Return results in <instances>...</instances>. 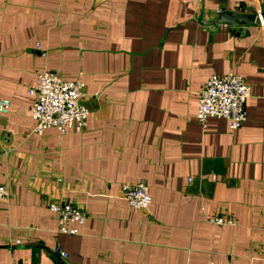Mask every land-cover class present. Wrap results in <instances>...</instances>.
Segmentation results:
<instances>
[{"label":"crops","instance_id":"1","mask_svg":"<svg viewBox=\"0 0 264 264\" xmlns=\"http://www.w3.org/2000/svg\"><path fill=\"white\" fill-rule=\"evenodd\" d=\"M263 1L0 0V264H264V23L215 24ZM42 70L84 83L82 131H33ZM228 72L246 119L202 128L200 89ZM139 180L143 210L121 198ZM52 202L84 211L79 233Z\"/></svg>","mask_w":264,"mask_h":264},{"label":"built area","instance_id":"2","mask_svg":"<svg viewBox=\"0 0 264 264\" xmlns=\"http://www.w3.org/2000/svg\"><path fill=\"white\" fill-rule=\"evenodd\" d=\"M259 26L264 23V1L254 12ZM40 48L38 45L36 46ZM45 54V53H44ZM85 85L80 80L65 79L51 70L36 73V83L28 87L31 98L30 115L34 121L33 131L41 134L47 128H55L59 133L80 132L86 125L89 109L82 101ZM249 95V87L240 75L232 72L210 75L200 89L195 119L202 127L210 117L225 120L229 132L237 129L246 119L244 102ZM10 102L0 98V114L8 112ZM2 130L0 129V135ZM121 198L136 210L148 208L151 197L143 180L121 185ZM8 199V192L0 184V202ZM49 209L56 215L57 232L74 235L86 220L84 211L68 202H52ZM215 224H228L220 217L210 218ZM62 257L65 252L56 247Z\"/></svg>","mask_w":264,"mask_h":264},{"label":"water","instance_id":"3","mask_svg":"<svg viewBox=\"0 0 264 264\" xmlns=\"http://www.w3.org/2000/svg\"><path fill=\"white\" fill-rule=\"evenodd\" d=\"M255 20L254 14L236 13L232 11H222L219 13L215 24L224 22L229 25H245L252 24Z\"/></svg>","mask_w":264,"mask_h":264}]
</instances>
